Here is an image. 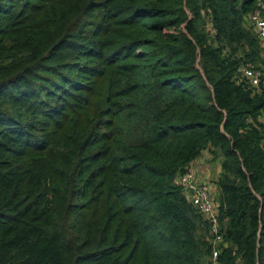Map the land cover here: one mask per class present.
Instances as JSON below:
<instances>
[{
    "label": "trees",
    "instance_id": "obj_1",
    "mask_svg": "<svg viewBox=\"0 0 264 264\" xmlns=\"http://www.w3.org/2000/svg\"><path fill=\"white\" fill-rule=\"evenodd\" d=\"M258 2L0 0V264H208L177 181L203 151L219 262L264 264Z\"/></svg>",
    "mask_w": 264,
    "mask_h": 264
},
{
    "label": "built area",
    "instance_id": "obj_2",
    "mask_svg": "<svg viewBox=\"0 0 264 264\" xmlns=\"http://www.w3.org/2000/svg\"><path fill=\"white\" fill-rule=\"evenodd\" d=\"M263 7V2L259 0L257 7L250 13V20L255 25L264 47ZM241 76L248 80V87L250 89L264 88V69L254 64H245L241 67ZM201 154L184 166L183 170L177 176V181L188 200L207 223L205 239L211 246L209 264H221L218 257L222 249L228 244L224 239V233L222 231L219 202L212 196L210 183L206 180L199 179L197 175L198 160L201 158Z\"/></svg>",
    "mask_w": 264,
    "mask_h": 264
},
{
    "label": "crops",
    "instance_id": "obj_3",
    "mask_svg": "<svg viewBox=\"0 0 264 264\" xmlns=\"http://www.w3.org/2000/svg\"><path fill=\"white\" fill-rule=\"evenodd\" d=\"M220 173L219 160H215L210 151H203L198 160L197 175L199 179L206 180L211 185L212 196L215 200L219 197V188L217 184Z\"/></svg>",
    "mask_w": 264,
    "mask_h": 264
},
{
    "label": "rangeland",
    "instance_id": "obj_4",
    "mask_svg": "<svg viewBox=\"0 0 264 264\" xmlns=\"http://www.w3.org/2000/svg\"><path fill=\"white\" fill-rule=\"evenodd\" d=\"M210 255H211V254H210ZM210 255H209V257H210ZM209 257H207V259H206V261L208 260V262H207L208 264H209Z\"/></svg>",
    "mask_w": 264,
    "mask_h": 264
}]
</instances>
